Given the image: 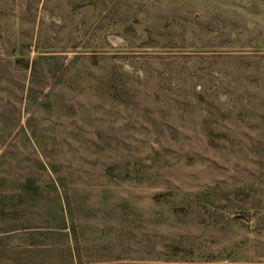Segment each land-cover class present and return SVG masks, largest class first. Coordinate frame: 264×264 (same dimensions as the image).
<instances>
[{
    "label": "rangeland",
    "instance_id": "1",
    "mask_svg": "<svg viewBox=\"0 0 264 264\" xmlns=\"http://www.w3.org/2000/svg\"><path fill=\"white\" fill-rule=\"evenodd\" d=\"M243 2L0 0V264H264Z\"/></svg>",
    "mask_w": 264,
    "mask_h": 264
},
{
    "label": "crops",
    "instance_id": "2",
    "mask_svg": "<svg viewBox=\"0 0 264 264\" xmlns=\"http://www.w3.org/2000/svg\"><path fill=\"white\" fill-rule=\"evenodd\" d=\"M244 2H243V4L245 3L246 4V6H247V9H249V7L251 6V4L249 3V0H243ZM247 1V2H246ZM259 2V1H258ZM254 7H258V6H260V2L258 3V4H252ZM245 15V16H247V18L246 17H244L243 18V22H245V23H247V27L251 30H253L254 28H255V19H256V17H255V14H253V12H249V10L248 11H242V15ZM258 21H260V19L258 18ZM247 28V29H248ZM248 29V30H249Z\"/></svg>",
    "mask_w": 264,
    "mask_h": 264
}]
</instances>
